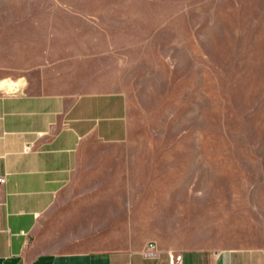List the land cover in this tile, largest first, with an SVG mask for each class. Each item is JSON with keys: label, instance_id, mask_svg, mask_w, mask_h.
<instances>
[{"label": "crops", "instance_id": "crops-1", "mask_svg": "<svg viewBox=\"0 0 264 264\" xmlns=\"http://www.w3.org/2000/svg\"><path fill=\"white\" fill-rule=\"evenodd\" d=\"M78 2L0 0V82L19 85L0 92V264H264L250 168L125 158L126 98L88 76L117 1Z\"/></svg>", "mask_w": 264, "mask_h": 264}, {"label": "rangeland", "instance_id": "rangeland-1", "mask_svg": "<svg viewBox=\"0 0 264 264\" xmlns=\"http://www.w3.org/2000/svg\"><path fill=\"white\" fill-rule=\"evenodd\" d=\"M115 1L116 50L88 76L126 98L125 158H236L264 183V0Z\"/></svg>", "mask_w": 264, "mask_h": 264}, {"label": "bare ground", "instance_id": "bare-ground-1", "mask_svg": "<svg viewBox=\"0 0 264 264\" xmlns=\"http://www.w3.org/2000/svg\"><path fill=\"white\" fill-rule=\"evenodd\" d=\"M19 85L17 83L12 82L11 80H4L0 82V90L12 91L14 89H18Z\"/></svg>", "mask_w": 264, "mask_h": 264}, {"label": "built area", "instance_id": "built-area-1", "mask_svg": "<svg viewBox=\"0 0 264 264\" xmlns=\"http://www.w3.org/2000/svg\"><path fill=\"white\" fill-rule=\"evenodd\" d=\"M29 149H30V146L29 145H27V146L24 147V151L25 152H28ZM0 182H4V178H0ZM148 247H149V249H153L154 248V244H149ZM148 255H149V253H148ZM178 262H179V258H176L174 260L173 264H178Z\"/></svg>", "mask_w": 264, "mask_h": 264}]
</instances>
